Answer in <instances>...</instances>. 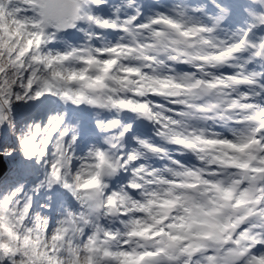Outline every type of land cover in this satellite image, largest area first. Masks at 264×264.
Returning <instances> with one entry per match:
<instances>
[{
    "label": "snow or ice",
    "instance_id": "1",
    "mask_svg": "<svg viewBox=\"0 0 264 264\" xmlns=\"http://www.w3.org/2000/svg\"><path fill=\"white\" fill-rule=\"evenodd\" d=\"M0 264H264V0H0Z\"/></svg>",
    "mask_w": 264,
    "mask_h": 264
}]
</instances>
